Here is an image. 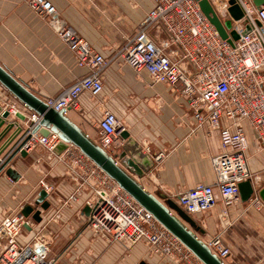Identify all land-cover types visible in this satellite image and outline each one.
I'll return each instance as SVG.
<instances>
[{"label":"crops","instance_id":"0c3cea01","mask_svg":"<svg viewBox=\"0 0 264 264\" xmlns=\"http://www.w3.org/2000/svg\"><path fill=\"white\" fill-rule=\"evenodd\" d=\"M27 1L0 0V64L45 101L88 70L78 66L69 47ZM49 1L61 21L110 60L138 31L154 5L153 0ZM10 103L24 110L0 85V106L6 108ZM105 111L127 126L128 139L153 162L143 177L134 176L149 193L175 201L179 191L215 181L211 160L222 152L219 133L208 126H198L187 99L177 88L156 84L147 73L138 74L124 62L114 60L105 72L102 91L95 96L83 94L81 110L70 111L67 116L96 141L97 125ZM10 121L18 120L12 116ZM18 122L25 127L24 122ZM245 131L250 138L249 168L255 174V187L260 189L264 186V150L251 130ZM128 139L122 147H112L107 152L118 160ZM126 151L130 157V150ZM157 156L160 159L156 160ZM10 166L21 178L14 182L4 172L0 175V221L35 204L42 190L48 193L50 207L42 212L45 220L33 231H23L25 241H32L43 230L50 256L59 257L64 264H159L142 243H108L94 233L85 213L87 193L78 202L64 205L76 184L67 166L50 161L42 146L27 157L17 155ZM193 218L204 231L198 233L204 242L210 236L223 234L231 252L226 264H264V207L252 200L230 208L219 202L214 209Z\"/></svg>","mask_w":264,"mask_h":264},{"label":"built area","instance_id":"2783aa9c","mask_svg":"<svg viewBox=\"0 0 264 264\" xmlns=\"http://www.w3.org/2000/svg\"><path fill=\"white\" fill-rule=\"evenodd\" d=\"M201 1L153 0V8L138 31L126 39L111 60L94 49L72 26L61 21L49 0L27 1L69 47L78 66L88 70L60 94L47 98L49 108L66 115L80 111L82 95L100 93L107 68L114 60H120L138 74L147 73L156 84L177 88L187 99L198 126H208L219 133L222 152L211 160L215 181L199 183L175 196V202L191 217L205 214L219 202L226 208L241 202L239 184L243 182L252 181L256 186L255 174L248 164L250 138L245 128L251 130L264 150V3L257 6L255 0H237L244 16L233 22L234 29L239 34L246 28H251V32L241 35L232 45L220 37L203 14ZM210 1L220 16L230 19L228 0ZM23 107L24 110H20L10 103L6 108L13 115L26 116L25 130L29 133L41 118ZM97 130L95 142L106 151L122 147L128 139L127 126L109 111L104 112ZM61 143L53 132L48 136L37 133L25 149L30 153L42 146L50 161L67 166L76 188L64 205L78 202L87 193L88 225L94 233L108 243L131 246L143 243L149 256L160 260L203 264L77 147L68 144L57 155ZM158 159L160 156L156 157ZM251 200L264 207L257 194ZM37 224L40 223L31 215L23 213L6 215L0 221V264H63L59 257L50 256L49 241L43 230L38 231L32 241L22 238L26 228L33 231ZM205 243L223 262L230 257L222 233L210 236Z\"/></svg>","mask_w":264,"mask_h":264},{"label":"water","instance_id":"95a60500","mask_svg":"<svg viewBox=\"0 0 264 264\" xmlns=\"http://www.w3.org/2000/svg\"><path fill=\"white\" fill-rule=\"evenodd\" d=\"M264 0H255L257 6ZM200 8L209 22L215 27L220 37L234 44L242 36L251 32L246 28L241 34L234 29L233 22L240 21L244 13L237 0H228L227 12L230 19L224 20L215 9L210 0H202ZM259 24V23H258ZM260 25V24H259ZM0 85L7 90L27 110L37 114L41 120L29 133L25 127L18 124L26 121L22 113H13L0 106V175L4 172L11 180L17 182L21 175L10 164L17 155L27 157L25 146L35 134L48 136L50 132L57 134L62 143L57 148V155L61 154L68 144L77 147L86 157L93 161L124 191L144 207L157 222L174 235L199 261L203 264H226L211 252L206 243L200 239L198 233L204 231L193 217L189 216L174 200L162 197L160 199L148 191L134 178L143 177L151 168L153 162L149 156L143 155L141 147L131 138L126 143V150L116 160L106 150L101 148L94 140L89 138L63 111H56L48 107L46 102L33 93L28 86L18 80L11 72L0 64ZM14 116L18 121H10ZM6 152V153H5ZM241 202H249L254 195H258L264 203V186L255 189L252 181L239 184ZM36 208L30 205L23 210L24 216H32L37 223L42 222V211L48 210V193L42 190L35 203ZM85 213L90 215V208Z\"/></svg>","mask_w":264,"mask_h":264},{"label":"rangeland","instance_id":"374dc122","mask_svg":"<svg viewBox=\"0 0 264 264\" xmlns=\"http://www.w3.org/2000/svg\"><path fill=\"white\" fill-rule=\"evenodd\" d=\"M223 19H225L223 16H221ZM30 206H32V207H35L36 208V205L35 204H33V205H30ZM45 212V211H44ZM47 212V211H46ZM45 220V219H44ZM56 220H58L57 218H56ZM45 238H47V235L45 236ZM47 240V239H46ZM48 241V240H47ZM139 244H141V243H139ZM143 244V243H142ZM145 245V244H144ZM149 255V254H148ZM58 258V257H57ZM159 260V264H175L174 263V261H166V260H164V259H162V260H160V259H158ZM64 264V263H63Z\"/></svg>","mask_w":264,"mask_h":264}]
</instances>
